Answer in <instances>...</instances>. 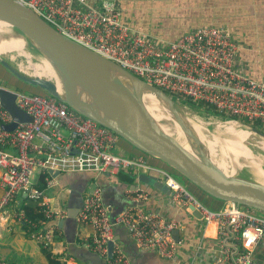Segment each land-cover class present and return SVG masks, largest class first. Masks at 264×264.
<instances>
[{
  "label": "built area",
  "instance_id": "2783aa9c",
  "mask_svg": "<svg viewBox=\"0 0 264 264\" xmlns=\"http://www.w3.org/2000/svg\"><path fill=\"white\" fill-rule=\"evenodd\" d=\"M15 1L34 11L63 36L173 95V100H180L183 108L190 109L184 100H192L217 111L208 116L220 118V123L244 127L241 124L244 119L264 126V78L256 80L237 65L239 45L226 27H193L166 41L125 23L115 0ZM14 92L16 105L31 116V121L4 130L2 125L12 118L0 104V218L21 193L42 206L44 218L63 216L65 210H53L43 202L44 190L35 186L39 174L47 175L44 177L47 189L52 186L50 168L91 169L108 176L122 170H155L161 173L170 190L171 204L180 207L192 204L206 221L217 222L219 249L211 264H226L232 258L233 248L225 242L229 234L238 249L234 264H258L252 251L264 236V213L228 202H223L218 210H211L184 188L168 167H155L143 154L129 157L113 153L121 139L110 129L76 113L51 95ZM220 112L236 119L226 118ZM126 195L129 200L138 201L145 200L148 193L144 189H128ZM109 212L99 187L94 184L84 192L76 216L78 227H92L83 243L90 250L105 256L108 241H113L112 256L106 264H130L114 240L113 227L118 224L126 227L138 248L154 250L164 258L173 257L176 242L172 232L181 226L179 220L136 205L126 206L113 221ZM14 217L17 222L29 223L30 238L41 246L46 247L52 241L53 230L41 231L23 210ZM0 264L19 263L0 254Z\"/></svg>",
  "mask_w": 264,
  "mask_h": 264
},
{
  "label": "water",
  "instance_id": "95a60500",
  "mask_svg": "<svg viewBox=\"0 0 264 264\" xmlns=\"http://www.w3.org/2000/svg\"><path fill=\"white\" fill-rule=\"evenodd\" d=\"M0 32L30 46L49 64L58 79L28 75L0 57V63L14 77L40 88L44 93L66 103L76 113L110 129L132 148L145 156L158 159L206 195L233 203L237 207L246 206L264 213V184L243 173L218 149L211 131L190 114L180 111L168 93L63 36L34 11L15 0H0ZM15 97L14 89L0 85V104L12 118L10 123L2 125L7 131L13 130L18 123L31 121V116L16 105ZM189 123L197 124L203 134L210 138V150L203 149L208 153L207 157L221 163L223 169L217 172L206 169L194 160L178 140V127H188ZM241 124L250 133L264 139V133L259 129ZM48 173L56 179L59 187L68 188L65 216L49 221L51 225H58L63 230L67 252L83 264H106V260L112 256V240L107 243L105 256L76 242V216L83 203L85 188L90 181L97 180V173L88 169L60 172L53 168ZM101 176L108 177V174ZM135 176L134 185L141 183L163 192L168 190L163 178L145 172ZM97 183L100 184L98 180ZM106 186L100 185L102 201L108 206L109 218L113 221V217L130 202L125 198H121L119 203L110 201L104 195ZM188 208L195 216L202 217L192 204ZM113 229L116 234L114 240L120 242L130 264H138L139 256H152V251L137 247L123 224L114 225ZM231 247L233 259L238 249L235 245Z\"/></svg>",
  "mask_w": 264,
  "mask_h": 264
},
{
  "label": "crops",
  "instance_id": "0c3cea01",
  "mask_svg": "<svg viewBox=\"0 0 264 264\" xmlns=\"http://www.w3.org/2000/svg\"><path fill=\"white\" fill-rule=\"evenodd\" d=\"M115 2L121 10L122 20L130 27L157 36L166 41L176 39L186 30L193 27H226L239 45L236 59L237 65L256 80L264 78V0H144L141 6L142 11L140 12V16L143 17V19L153 22L155 31L153 29L152 32L145 31L147 30L146 28L141 27L137 21L130 17L129 11L132 12L136 0H115ZM3 70L5 69H3V65L0 63V85H2L1 81L5 79L14 80V77L10 76L6 70V73L3 74ZM118 148L121 151L123 150L125 154L133 153V155H138L134 148L131 146H124L122 141L118 144ZM146 158L150 164L155 167H166L163 163L160 165L159 161L155 158L149 156ZM68 170L82 169L75 168L59 171L64 172ZM95 172L97 173L96 179L100 184L97 183V180H92L87 184L84 192L96 184L101 191L102 198L103 193L100 185H107L104 195L105 197L107 196L110 201L119 203L121 198H125L130 202L129 205H136L143 210L157 211L164 217L175 218L181 223V226L172 232V238L176 242L172 258H164L151 249H142L152 251L153 254L152 256H139L137 258L138 264L212 263L219 249L218 225L215 220L208 222L203 216H195L188 206L180 207L171 204L169 201V189L167 192H163L154 186L146 184L137 183L134 185L136 176L133 174L135 173L138 175L145 172L143 170L138 172L122 170L108 177H103L97 171ZM145 173L152 174L157 178H163L161 173L155 170H147ZM133 185L136 187H133ZM128 189H144L147 191L148 196L145 200H129L126 195ZM61 193H63L62 196L60 195ZM192 194L195 195L194 193ZM195 196L197 198L199 197L197 195ZM67 197L68 188L59 187L56 179H54L52 186L44 191L43 202H46L53 210L58 211V209H64ZM198 199L211 210H218L224 205L222 201L211 198L210 196L209 199H201L200 197ZM28 204L37 205L36 202L28 200L25 197V193H21L17 200L10 204L1 216V256L6 260L19 264H46L47 261L62 262L63 264H83L67 252V244L63 230L58 225H51L49 219L44 218L39 220V222L36 223V227L41 231L51 228L53 230L52 241L46 247H43L40 243L31 238L37 243L40 250H29V248L9 238L10 228L17 224L14 214H19L22 208ZM39 207L42 210V206ZM65 214L66 212L56 220L62 219ZM91 233V226L83 228L78 227L76 237L77 244L81 245L86 242L88 235ZM114 237H116V234ZM116 242L121 246L118 240H116ZM225 242L229 247L235 244V240L232 238L231 234L225 239ZM252 258L258 264H264V237L258 241L253 249ZM226 264H234L233 259H228Z\"/></svg>",
  "mask_w": 264,
  "mask_h": 264
},
{
  "label": "rangeland",
  "instance_id": "374dc122",
  "mask_svg": "<svg viewBox=\"0 0 264 264\" xmlns=\"http://www.w3.org/2000/svg\"><path fill=\"white\" fill-rule=\"evenodd\" d=\"M143 1L144 0H136L135 4L133 5L132 12L129 11V15L133 20L137 21L141 27L146 28L147 30H145V31L152 32L154 29L153 22L151 20L143 19V17L140 16V12L142 11L141 6L143 4ZM154 31H155V29H154ZM4 34L5 33L0 35V39L7 40L9 38L8 37L9 35L7 36V34L6 35H4ZM3 59H5L9 63L13 64L14 66H16V68H19L21 71L25 72L28 75L36 74L31 67L33 64L34 65H43V67L45 66L44 65L45 62L43 61V59L38 55V53H36L27 44H23V46L20 48V50H12ZM49 71H50V74L47 77L50 79L57 80L58 78H57L55 72L51 71V70H49ZM2 72H3V74L6 73L5 70H3ZM174 102H175L176 107L180 111H183L186 114H190L192 117L196 118L197 120H199L200 123H202L204 126H206L211 131L213 136H215V135L219 136L220 135L224 138H230V140L236 141V145L238 144L237 143L238 139L245 138L244 145L246 146V148L249 150V152L254 157V159H252L250 161V163L253 165H258L260 162L262 169H264V139H261L258 136L254 135L250 132H249V136L236 133V132L247 133V131L244 132L247 129L245 127H239V126L233 125L232 123H226V124L220 123V122H218L221 120L220 118H210V116H208V115L197 113L191 109L183 108V104H182V102H180V100H174ZM228 124L233 126L236 130H239V131H235V132L229 131L226 128V125L228 126ZM200 139L206 140V139H208V137L204 135ZM121 141L124 144V146L130 147L124 140L121 139ZM237 148H240V147H237ZM113 153H116V152H113ZM116 154H118V153H116ZM119 154L124 155V151L123 150L120 151ZM242 155H243V153H242ZM159 164L162 165L160 162H159ZM238 168H240V167H238ZM240 170L243 173H245L246 175L253 177V175L251 173L245 171L243 168H240ZM171 173L173 174L172 171H171ZM262 174H264V170L262 171ZM133 175H136V174L134 173ZM179 178H180V176H179ZM33 180H35V178ZM177 180L182 184V186L184 188H186L191 193H194L195 195L199 196L201 199H209V196L206 195L199 188H197L195 185H193L189 182L187 183V181L184 180L183 178H180ZM62 194L63 193H61L60 195L62 196Z\"/></svg>",
  "mask_w": 264,
  "mask_h": 264
},
{
  "label": "bare ground",
  "instance_id": "6f19581e",
  "mask_svg": "<svg viewBox=\"0 0 264 264\" xmlns=\"http://www.w3.org/2000/svg\"><path fill=\"white\" fill-rule=\"evenodd\" d=\"M2 34L3 33L0 32V35ZM8 37L10 39L9 38L7 40L0 39V57L2 58L6 57L7 54L10 53L12 50H20V48L24 44L23 41L13 36L9 35ZM44 65L45 66L43 67V65L33 64L31 67L33 71L36 73L34 75L48 76L50 74L49 70L52 71V68L49 66L48 63H46V61ZM89 100L91 101L92 98L89 97ZM86 106L92 108L91 105L86 104ZM189 124L190 126L188 127H183V126H181L180 128L178 127L176 134L178 140L182 143L184 148L188 150L189 154L194 158V160H196V162H198L206 169L213 170L215 172L219 171L220 169H223L222 167L223 165L219 162L210 160L207 157L208 153L203 149V148H207L208 150H210L212 146V141L210 140V138L206 140L200 139L204 136L200 127L195 123H189ZM226 128L232 132L239 131L229 124L228 126L226 125ZM246 131L247 133H243V132H236V133L249 136V131L245 130L244 132ZM244 141L245 138L238 139L237 140L238 144L236 145V141L230 140V138H224L220 135L214 136V142L219 150L224 152L236 164V166L243 168L245 171L251 173L254 179L264 184V174H262V171L264 169H262L259 161H258L259 162L258 165H253L250 163V161L254 159V157L244 145ZM241 152L243 153V155Z\"/></svg>",
  "mask_w": 264,
  "mask_h": 264
},
{
  "label": "trees",
  "instance_id": "16d2710c",
  "mask_svg": "<svg viewBox=\"0 0 264 264\" xmlns=\"http://www.w3.org/2000/svg\"><path fill=\"white\" fill-rule=\"evenodd\" d=\"M3 68L6 70V68L3 66ZM6 72L14 77L10 72H8L6 70ZM14 80L11 81L10 79H5L3 81H1V84L2 86H6V87H10L14 90H21V91H29V92H32V93H40V94H46L44 93L40 88L38 87H33V86H30L29 84H26L25 82L19 80L18 78L14 77L13 78ZM47 95V94H46ZM171 97L173 95H170ZM184 102H186L187 104H189L190 106V109L197 112V113H201V114H204V115H209V114H216L217 111H215L213 108H211L209 105L207 104H204V103H201V102H194L192 100H187L185 99ZM222 116L226 117V118H234L236 119V117L234 115H231L229 113H226V112H220ZM242 123L244 124H247V125H251L257 129H259L262 133H264V126L263 125H260L259 123L257 122H249L247 120H244V119H241ZM121 150L118 149V148H115L113 150V152H116L119 154ZM136 152L138 154H142L140 153L139 151L136 150ZM115 153V154H116ZM125 154V152H124ZM122 155V154H121ZM129 157H133V153H129L127 154ZM158 160V159H156ZM159 161V160H158ZM160 162V161H159ZM161 163V162H160ZM173 172V176L176 178V179H180L181 176L171 170ZM47 176L45 174H39L38 175V179L36 181V187L40 190H46V185L44 183V177ZM180 176V178H179ZM212 198V197H211ZM37 206L36 204H28L26 205L24 208H22V210L24 211V214L26 216L27 219H29L30 221L34 222V223H38L39 220H42L44 219L43 217V214H42V210L41 208ZM37 225V224H36ZM31 229V226L29 225V223L25 222V221H20V222H17L16 225H13L10 230H9V238L24 245V247H27L29 248V250H40V247L37 245V243L32 240L29 236V233H30V230ZM59 261V260H58ZM46 264H63L62 262L59 263V262H56V261H47Z\"/></svg>",
  "mask_w": 264,
  "mask_h": 264
},
{
  "label": "flooded vegetation",
  "instance_id": "af4514ba",
  "mask_svg": "<svg viewBox=\"0 0 264 264\" xmlns=\"http://www.w3.org/2000/svg\"><path fill=\"white\" fill-rule=\"evenodd\" d=\"M124 156H128L127 154H124Z\"/></svg>",
  "mask_w": 264,
  "mask_h": 264
}]
</instances>
